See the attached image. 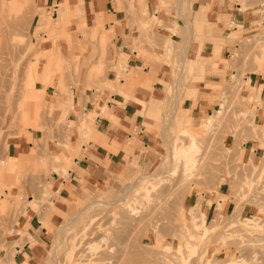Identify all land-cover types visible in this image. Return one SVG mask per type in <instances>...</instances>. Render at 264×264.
<instances>
[{"label": "rangeland", "instance_id": "obj_1", "mask_svg": "<svg viewBox=\"0 0 264 264\" xmlns=\"http://www.w3.org/2000/svg\"><path fill=\"white\" fill-rule=\"evenodd\" d=\"M44 1L0 0V264H16L14 245L35 240L28 228L23 231L18 226L27 216L28 198L33 199L30 208L42 225H47L45 216L52 212L60 215L48 227L38 264H120L121 259V264H217L218 259L224 260L219 261L222 264L230 260L264 264V99L245 98L243 93L247 71L264 73V0H238L242 8L253 11L258 22L238 38L227 29L232 45L224 59L212 37L225 30L211 28L205 14L196 11V0H158L156 11L175 13L170 24L164 15L149 19L146 0H129L141 8L142 24L174 35L157 41L167 58L185 57L188 42L182 40L179 21L193 26L194 40L200 45L213 41L212 53L224 62V71L216 81H208L204 74L210 72L204 70L203 62L201 66L198 60H189L183 69L177 63L172 94L158 110L147 112L154 125L146 124V128L162 134L159 149H144L142 157L129 161L124 174L108 173L102 186L84 188L82 196L68 201L63 211L49 203V196L56 194L47 187L55 172L51 165L56 150L71 148L75 127L70 121V87L84 71L89 77L98 76L106 67L101 60H88L82 51L75 53L74 48L89 38L100 43L101 58L107 50L103 25L88 30L72 12L59 23L62 15L56 19L53 7L47 9L55 1ZM70 24L76 29H69ZM126 57L117 63L119 77L126 76L122 72ZM93 83L88 87L103 88ZM198 85L220 92L221 104L216 109L221 112L213 111L214 124H206L212 115L194 125L179 118L176 98L196 96ZM87 115L93 118L87 113L81 120ZM77 129L85 136L84 142L94 139L83 120ZM192 137L198 145L191 152L194 165L185 172L184 156L176 150L188 147ZM40 159L49 161L48 168ZM57 169L67 176L62 165ZM213 193L222 204L210 213L204 195ZM26 224L34 230V225Z\"/></svg>", "mask_w": 264, "mask_h": 264}, {"label": "crops", "instance_id": "obj_2", "mask_svg": "<svg viewBox=\"0 0 264 264\" xmlns=\"http://www.w3.org/2000/svg\"><path fill=\"white\" fill-rule=\"evenodd\" d=\"M54 1V4H48L47 9L53 7L52 14L56 15V19L62 15L59 23L66 20L67 13L72 12L76 20L79 18L86 23L88 30L98 29L103 25L104 46L107 50L106 56L101 58L100 43L89 38L81 40L74 48L75 53L82 51L83 54L86 53L88 60L94 63L101 60L106 67L98 76L92 74V77H89L87 71H84L78 82L70 87V94L73 97L70 121L75 127L70 137L71 148L60 147L56 150L55 153L59 157L56 154L53 156L54 163L51 164L54 167L51 165V168L55 172L47 187L56 194L49 196V203L52 202L57 210L63 211L68 201L77 200L82 196L84 188L102 186L108 173L117 176L124 174L129 161L135 156L142 157L144 149H159L158 143L162 141V134L156 128L151 130L146 128V124L154 125L153 120L147 117V112L158 110L159 104L172 94L175 76L178 73L177 63H182L183 69L185 66L187 68L189 60H198L201 66L203 62L204 70L210 72L204 74L205 79L216 81L220 78L219 74L224 71V62L214 57L213 41L206 40L200 45L194 40L193 26L179 21L183 31L182 40L188 42L184 47L186 58L182 56L181 59L174 55L167 58L157 44L163 41V37L168 35L174 37V35L167 29L158 28L156 32V27L150 28L146 22L142 24L141 8L135 4L130 5L129 0H67V3L64 0ZM48 2L49 0H45L43 3ZM195 3H197L196 11L205 14L207 23L212 29L225 30L223 34L212 37L220 48L218 52L222 59L232 45L229 36L225 34L227 29L236 33L234 38H238L246 35L247 32L250 33L258 22L253 11L247 7L242 8L238 0H196ZM157 4L158 0H146L144 9L148 11L149 19L164 15L163 19L168 23L170 19L175 18L173 12L169 15L164 10L156 11ZM69 29L75 30L76 25L70 24ZM180 39L177 37L176 41L179 42ZM233 45L237 47L236 43ZM124 55L127 56L126 66H123L122 72L126 76L119 77L117 63ZM197 70L200 69L196 68ZM32 72L36 74L35 71ZM182 74L181 71L179 78ZM244 81L246 82L243 92L245 98L253 95L254 98L264 99V73L254 74L247 71ZM93 82L102 84L103 88L88 87L94 85ZM194 89L196 96L176 98V110L181 112L179 118L181 117V121H186L188 124L193 122L192 125L205 116L212 115L221 104L218 90L204 85H198ZM180 92L176 91V94ZM32 96L37 95L34 93ZM87 113L93 114V118L92 115L91 117L87 115L82 120L87 131H92L94 139L84 142L85 136L80 135L77 127L82 121V115ZM146 156L153 158V155ZM58 165L66 169V177L57 173L62 172L58 171ZM204 199V206H208L210 213L214 206L222 204L221 198L214 193L205 194ZM32 201V198H28L25 210L27 216L21 218L18 226L23 231L28 228V232L35 240L32 242L26 239L22 244L14 245L13 259L16 264H38L48 240V227L60 220L59 213L52 212L45 216L47 225H42L39 215L30 208L29 203ZM24 223L34 225V230L27 224L23 226ZM15 236H18V233ZM18 238L20 237L14 239Z\"/></svg>", "mask_w": 264, "mask_h": 264}, {"label": "bare ground", "instance_id": "obj_3", "mask_svg": "<svg viewBox=\"0 0 264 264\" xmlns=\"http://www.w3.org/2000/svg\"><path fill=\"white\" fill-rule=\"evenodd\" d=\"M4 1V0H3ZM1 2H2V0H1ZM2 4V3H1ZM3 5V4H2ZM189 27V26H188ZM190 28V27H189ZM101 33V32H100ZM185 50V49H184ZM186 53V52H185ZM181 55H182V53H181ZM182 59V58H181ZM189 62V61H188ZM190 63V62H189ZM182 64V63H181ZM190 66V65H189ZM119 94V93H118ZM22 103V102H21ZM21 103H20V105H21ZM19 105V106H20ZM20 107H22V106H20ZM217 113H220L221 112V110H217L216 111ZM214 121H215V117L212 115V118H207L206 119V124H208V125H211V124H214ZM197 145L198 144H196V143H194V138L192 137V143L188 146V147H185V148H179L178 150H176V152H180V153H182L183 154V156H184V166H185V172L186 171H188V169L190 168V167H192L193 165H194V157L191 155V152L192 151H194V150H196L197 149ZM171 155V154H170ZM43 157V156H42ZM41 160V159H40ZM41 164L42 165H44V167L45 166H47V165H49V163H48V160L47 159H42L41 160ZM41 165V166H42ZM43 167V168H44ZM47 168H48V166H47ZM47 170V169H46ZM163 173V172H162ZM161 173V174H162ZM160 174V175H161ZM158 175H159V173H158ZM181 197V196H180ZM179 197V198H180ZM38 202V201H37ZM52 203V202H51ZM178 203V202H177ZM179 203H181V202H179ZM183 203V202H182ZM98 205H101V203H99ZM182 206V205H181ZM179 211V210H178ZM125 216H126V213L124 214ZM124 216V218H126V220L128 219V217H129V215H127L128 217H125ZM130 218V217H129ZM180 223V222H179ZM174 225V224H173ZM177 225V224H176ZM181 225V224H180ZM198 225V224H197ZM195 226H196V224H195ZM97 228V227H96ZM96 228H94V229H96ZM172 228V227H171ZM175 228V227H174ZM240 228V227H239ZM208 229V228H207ZM237 229V228H236ZM233 230H234V228H233ZM95 231H97V230H95ZM101 231V230H100ZM163 231H165L164 229H163ZM162 231V232H163ZM119 233V232H118ZM164 233H167L166 231L164 232ZM161 234V233H160ZM217 234V233H216ZM216 236V235H215ZM190 237V236H189ZM193 237L194 236H191V239H193ZM167 239V238H166ZM164 241V240H163ZM182 241H185V240H182ZM189 241H191V240H189ZM237 241V240H236ZM214 242V241H213ZM232 242H234V241H232ZM236 243V242H235ZM237 244V243H236ZM195 246L196 244H195V242L192 244V246ZM226 245V244H225ZM231 245V244H230ZM234 246V245H233ZM194 248V247H193ZM69 249H70V247H69ZM190 250V249H189ZM69 253V252H68ZM175 255V254H174ZM193 255V254H192ZM177 256V255H176ZM186 256V255H185ZM184 256V257H185ZM179 257V256H178ZM177 257V258H178ZM172 259V258H171ZM174 259V258H173ZM185 259H186V257H185ZM75 260V259H74ZM74 260H73V262H74ZM177 260H179V258L177 259ZM121 262H120V264L122 263V259L120 260ZM204 261H205V259H204ZM212 262H214L213 260H211ZM216 262H217V264H219L220 262L219 261H224L223 259L221 260H215ZM173 262V261H172ZM179 262V261H178ZM211 262V263H212ZM237 262H239L238 260H230L229 262H227L226 264H236ZM55 263V262H54ZM53 263V264H54ZM115 263V262H114ZM117 263V262H116ZM173 263H176L177 264V261H174ZM180 263V262H179ZM178 263V264H179ZM194 263V262H193ZM202 263H203V261H202ZM52 264V263H51ZM73 264V263H72ZM220 264H222V263H220Z\"/></svg>", "mask_w": 264, "mask_h": 264}, {"label": "built area", "instance_id": "obj_4", "mask_svg": "<svg viewBox=\"0 0 264 264\" xmlns=\"http://www.w3.org/2000/svg\"><path fill=\"white\" fill-rule=\"evenodd\" d=\"M54 12V11H53Z\"/></svg>", "mask_w": 264, "mask_h": 264}]
</instances>
